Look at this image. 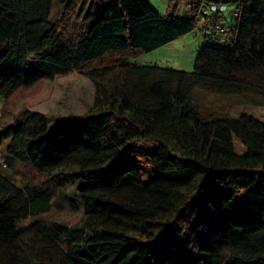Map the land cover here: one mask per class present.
<instances>
[{
    "label": "trees",
    "instance_id": "trees-1",
    "mask_svg": "<svg viewBox=\"0 0 264 264\" xmlns=\"http://www.w3.org/2000/svg\"><path fill=\"white\" fill-rule=\"evenodd\" d=\"M187 2L178 18L177 0L164 16L145 0H0V264H264V121L203 115L196 99L264 106V0ZM209 5L234 7L235 23L219 33ZM198 15L218 36L192 72L129 61ZM73 74L93 103L51 124L33 109Z\"/></svg>",
    "mask_w": 264,
    "mask_h": 264
},
{
    "label": "rangeland",
    "instance_id": "rangeland-1",
    "mask_svg": "<svg viewBox=\"0 0 264 264\" xmlns=\"http://www.w3.org/2000/svg\"><path fill=\"white\" fill-rule=\"evenodd\" d=\"M148 4L160 15L164 16L169 8L171 0H145ZM190 12V6L187 0H177L175 7V14L178 18H185ZM235 20H233V24ZM198 27L175 41L160 47L149 53H141L135 58H129V61L141 65H158L162 67H170L175 70L192 72L198 54L204 41L207 39L205 35L216 34L211 26V21L205 19L201 15L197 16ZM109 57L107 61H110ZM106 62V59L104 60ZM96 62L92 67H96ZM47 91V86L44 88L31 89L29 92H20L15 95L10 105L13 109L21 104L39 100ZM94 88L92 84L84 79L82 76L73 74L71 76L58 80L54 91L48 102L35 107L33 110L47 115L50 123L67 119L71 115H81L85 113L93 103ZM199 110L203 115H230V117H237L241 114H250L255 118L264 121V106H254L245 99L242 101V106L232 108L233 104L229 101H223L202 92L197 93L196 96ZM23 102V103H22ZM2 99L0 97V108ZM1 161V157H0ZM4 164V163H3ZM126 162L118 166L125 165ZM142 174L144 181L152 177L153 173L149 166L137 164ZM8 173H12L18 181H26L30 172L22 166L12 163L4 166ZM67 220L71 222L77 221L78 217L74 215L66 216ZM25 225H28L27 223Z\"/></svg>",
    "mask_w": 264,
    "mask_h": 264
},
{
    "label": "built area",
    "instance_id": "built-area-1",
    "mask_svg": "<svg viewBox=\"0 0 264 264\" xmlns=\"http://www.w3.org/2000/svg\"><path fill=\"white\" fill-rule=\"evenodd\" d=\"M200 13L203 15H219L224 17V24H216L215 29L219 33H223L231 24L232 21L237 17V12L232 6L225 5H209L200 8Z\"/></svg>",
    "mask_w": 264,
    "mask_h": 264
},
{
    "label": "crops",
    "instance_id": "crops-1",
    "mask_svg": "<svg viewBox=\"0 0 264 264\" xmlns=\"http://www.w3.org/2000/svg\"><path fill=\"white\" fill-rule=\"evenodd\" d=\"M232 23H233V21H232Z\"/></svg>",
    "mask_w": 264,
    "mask_h": 264
}]
</instances>
